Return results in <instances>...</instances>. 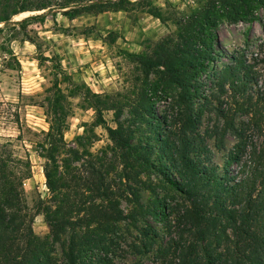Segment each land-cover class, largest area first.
<instances>
[{"label": "trees", "instance_id": "1", "mask_svg": "<svg viewBox=\"0 0 264 264\" xmlns=\"http://www.w3.org/2000/svg\"><path fill=\"white\" fill-rule=\"evenodd\" d=\"M197 4L189 15L175 20L176 33L157 42L149 53H127L139 72L133 100L117 101L84 86H74L76 90L70 93L77 96L84 89L86 105L95 112L98 124H105L103 112L115 111L116 127L107 126L106 131L125 180L139 186L141 173H153L164 190L179 194L185 205L173 207L168 192L159 197L150 185L145 187L153 198L143 205L138 188L115 189L109 183L113 167L101 159L87 162L83 174L74 168L77 176L70 180L69 173L62 175L58 157L65 155L60 160L64 169L81 158L78 150L66 149L63 142L68 102L55 78L46 99L49 131L40 144L53 206L40 204L35 211L43 216L48 235L40 238L32 230L34 217L27 211L22 188L31 177L28 162L12 159L2 146L0 264H113L117 240L122 238L121 222L131 220L136 225L146 217L166 222L172 214L180 234L178 239L169 235L156 248L155 264H264V84L252 93L251 83L257 82L251 68L232 58L217 73L215 82L220 93L226 91L225 102L217 98L218 105L212 108L216 123L201 131L211 102L202 96L200 81L219 56L215 50L219 25L256 21V13L264 10V0H198ZM44 10L11 22L20 13ZM53 10L70 21L123 12L135 14L134 20L147 14L165 22L161 8L152 0H0V32L44 24ZM13 35L8 41L15 39ZM25 41L38 49L30 38ZM6 53L14 57L11 50ZM158 92L171 98L161 116L154 109ZM125 107L128 118L121 123L118 119ZM238 116L245 120L237 122ZM228 135L235 143L220 167L213 162L208 141L214 140L221 150ZM67 188L74 189L73 195ZM127 190L131 198L125 196ZM120 198L134 205L127 214L120 208ZM146 228L140 233L141 244L131 246L133 252L146 254L157 244L158 234ZM56 245L60 255H56Z\"/></svg>", "mask_w": 264, "mask_h": 264}, {"label": "rangeland", "instance_id": "2", "mask_svg": "<svg viewBox=\"0 0 264 264\" xmlns=\"http://www.w3.org/2000/svg\"><path fill=\"white\" fill-rule=\"evenodd\" d=\"M152 1L161 8L165 22L147 14H140L134 20L135 14L123 12L82 16L70 21L53 10V15L47 16L44 24H31L24 30L16 26L14 32L12 28H5L0 32V150L5 146L6 153L12 159L27 161L30 166L31 177L23 182L22 188L27 211L34 217L32 230L40 238L48 235V228L43 216L35 215V211L40 204L53 206L52 195L45 185L43 167L46 161L42 157L40 144L49 131L50 115L45 112L46 99L51 94L55 78L59 80L58 88L68 102L63 142L66 149L78 150L81 158L78 162L73 161L69 169H64L60 160L65 155L58 157L59 172L62 175L69 173L67 179L70 180L72 176H77L72 171L74 168L83 174L87 162L95 163L101 159L106 165L110 163L113 167L111 171L109 169V183L115 189L124 190L130 185L138 188L143 205L153 198L145 187L147 185L152 186L159 197L168 192L173 197L170 202L173 207L183 203L185 205L179 194L168 188L164 190L159 178L153 173H141L138 176L139 186L125 180L122 164L116 151L112 150L106 131L107 126L116 127L115 111L103 112L105 124H98L95 112L86 105L84 89L81 88L79 95L70 96L76 90L74 86H84L92 93L107 94L117 101L133 98L132 92L138 86L136 77L139 72L127 59V53H149L157 42L176 33L175 20L189 15L198 7V0ZM46 11L20 13L13 16L11 22ZM256 16L257 20L251 23H222L217 28L215 50L219 56L200 76L201 94L211 102V107L203 115L201 131L216 123L212 108L218 105L217 100L225 102L226 91L220 93L215 82L217 73L231 64L232 58L242 60L251 68L252 76L257 82L251 83L252 93L264 84V10L257 12ZM2 26L1 23L0 27ZM11 35L15 39L8 41ZM26 37L38 45V49L31 42L25 41ZM7 50H11L14 57L8 56ZM224 90H227V86ZM157 96L158 98H153L157 100L154 109L161 116L171 98L160 92ZM202 102V99L198 101ZM122 110L118 119L121 123L128 118L127 107ZM240 120H245V117L238 116L237 122ZM234 143L235 139L228 135L224 140V149L220 150L215 146L214 140L208 141L216 165L222 167L224 158ZM66 191L73 195L74 189L67 188ZM125 194L127 198H131L128 190ZM119 201L120 208L126 214L134 208L132 203L123 198ZM174 219L175 215L172 214L166 222L155 221L151 217L139 219L136 225H132L131 220L121 222L119 228L122 238L117 240L118 249L112 257L113 264H155L156 248L163 246L169 235L178 239L180 231ZM143 227L154 230L158 238L152 251L139 254L133 252L131 246L141 244L140 233ZM183 239L189 240L185 235ZM55 252L60 255L58 245L55 246Z\"/></svg>", "mask_w": 264, "mask_h": 264}]
</instances>
